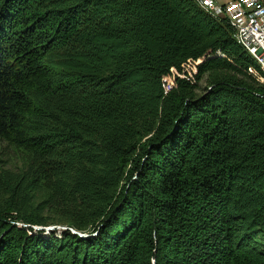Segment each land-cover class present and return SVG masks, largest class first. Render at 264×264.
Instances as JSON below:
<instances>
[{
	"label": "trees",
	"instance_id": "obj_1",
	"mask_svg": "<svg viewBox=\"0 0 264 264\" xmlns=\"http://www.w3.org/2000/svg\"><path fill=\"white\" fill-rule=\"evenodd\" d=\"M233 32L194 0H0V264H264Z\"/></svg>",
	"mask_w": 264,
	"mask_h": 264
},
{
	"label": "built area",
	"instance_id": "obj_2",
	"mask_svg": "<svg viewBox=\"0 0 264 264\" xmlns=\"http://www.w3.org/2000/svg\"><path fill=\"white\" fill-rule=\"evenodd\" d=\"M214 16L226 17L236 42L264 68V0H194Z\"/></svg>",
	"mask_w": 264,
	"mask_h": 264
},
{
	"label": "rangeland",
	"instance_id": "obj_3",
	"mask_svg": "<svg viewBox=\"0 0 264 264\" xmlns=\"http://www.w3.org/2000/svg\"><path fill=\"white\" fill-rule=\"evenodd\" d=\"M3 146L0 145V150ZM6 166V168L10 169L12 168L11 165L7 162H5V157L4 155L0 152V170L3 166ZM0 183H2V181L0 180ZM58 213V211H56ZM43 217L47 220L45 224H42L45 226V228H48V227H52L54 224L55 221H52V219L55 217L57 219L56 216L53 215V213L49 212V211H45L43 213ZM39 229V228H38Z\"/></svg>",
	"mask_w": 264,
	"mask_h": 264
}]
</instances>
